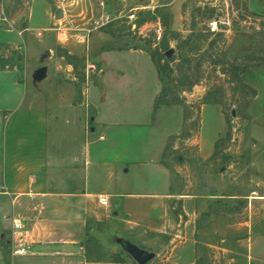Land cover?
I'll return each mask as SVG.
<instances>
[{"label": "crops", "instance_id": "0c3cea01", "mask_svg": "<svg viewBox=\"0 0 264 264\" xmlns=\"http://www.w3.org/2000/svg\"><path fill=\"white\" fill-rule=\"evenodd\" d=\"M176 1L171 3L177 26L183 4L189 0L179 2L178 16ZM14 2L0 0V11L14 24V29L0 28V192L37 203H60L61 216L70 215V224L61 221L65 227H60L69 228L71 235L78 229L91 233V226L96 230L102 225L126 248H159L158 264H264V200L252 199L259 191L264 194V150L248 153L250 163L245 169L250 174L247 193L251 196L218 193L214 185L203 188L196 179L182 181L178 175L184 165L173 171L163 163L169 138L180 133L182 123L171 127L168 123V127L163 118L183 108L154 110L163 84L150 54L139 49L102 51L100 79L96 85L89 82L87 97L80 104L85 106L83 119L60 113L54 106H73L77 96L74 80L58 83L55 78L63 73L65 56L52 55L49 62L56 66L46 69L44 80L39 79H51L46 88L52 94L45 101L35 83L27 80V71L16 65L25 61V37L30 35L33 45L34 36L21 22L23 8L11 15ZM38 3L28 7L35 22L41 15ZM78 42L82 41L73 38L64 46L69 57L78 55ZM209 108L213 109L212 130L205 133L201 128L200 137L185 143L197 145V155L214 169L220 161V154L213 157L225 118L218 105H203V129ZM85 117L90 120L89 131L72 136L74 129H82ZM263 130L252 131V137L264 140ZM57 172L70 178L55 184ZM207 181L213 183V177ZM101 198L107 199L106 205Z\"/></svg>", "mask_w": 264, "mask_h": 264}, {"label": "rangeland", "instance_id": "374dc122", "mask_svg": "<svg viewBox=\"0 0 264 264\" xmlns=\"http://www.w3.org/2000/svg\"><path fill=\"white\" fill-rule=\"evenodd\" d=\"M26 1L15 0L10 6L11 15L19 12L21 8L24 9L21 22H26L30 34L34 36L33 45L30 35L25 37L24 46L31 47H25V61L16 65L20 71H27V80L35 83L40 98L47 101L52 93L46 88L51 79L43 81L45 77H39V69L55 67V63L49 62L51 56L63 55V73L55 78L58 83L74 80L77 96L73 106L59 104L54 108L60 113L83 119L85 106L80 104H83L87 97L89 82L96 85L100 79L99 55L102 51L139 49L151 55L154 50H162L169 45L175 58L190 59V74L193 80H200L192 94H183L188 103L193 104L195 108L210 92V99L214 98L221 103L217 105L225 118V130L218 139L222 140L218 148L220 161L215 163L214 169H210V161H204L197 155V145L183 143L179 144V150H185L181 165L186 168L183 167V171L177 175L185 183L196 179L203 188L206 184L214 185L218 193L243 195L248 192L250 174L245 169V165L250 163L248 153L250 150H264V140L258 142L251 135L252 131L261 132L264 128V66L254 67V63H249L250 69L241 75L242 83L257 92V96L251 99L246 89L238 83L231 84L227 75L221 72V67L215 68L213 63L221 61L222 66L226 67L228 61H234L236 58L264 57V0H198L182 14L181 22L177 26L171 3L173 0H77L79 3L62 19H57L56 0H28V4ZM38 1L41 15L35 22L30 17L28 7ZM180 1L177 0L174 7L177 16ZM197 7L202 10L196 11ZM42 21L45 23L42 24ZM214 21H218L219 31L213 35L209 24ZM66 30H69V34L64 33ZM218 33H224V37L212 48L211 42L216 39ZM73 38H81L82 42L77 43L78 55L69 57L68 49L64 46ZM170 56L167 55L168 58ZM199 66L200 71L197 73ZM67 67H70L69 70ZM22 77L26 79L24 73ZM179 78L175 76L177 83ZM233 88L238 93L237 98L232 95ZM246 102H249L248 107L242 111ZM74 110L77 112L74 113ZM211 110L213 109L209 108L204 114L205 129L200 114L198 137L202 131L206 133L215 125L210 118ZM89 115L91 114L88 113V117ZM164 117L163 123L166 126L171 123V127L179 121L183 126L182 110L180 113L171 114V117L167 114ZM90 126L89 118L85 117L82 129H74L71 135L78 137L81 132H88ZM230 166L232 168L229 169ZM223 167H226V170H223ZM57 173L59 181L55 180V184L61 185L65 176L62 172ZM211 176L213 183H207ZM69 178L70 176H66L65 179ZM256 195L252 196L253 200H264L261 191ZM61 212L60 203H37L26 200V197L16 198L12 192L1 190L0 264H115L118 256L123 260L120 264H139L129 254L125 245L116 243L117 236L109 235V231L102 225H97L96 230L95 226H91V233L78 229L77 234L71 235L69 228L60 227H65L61 221L70 224V215L67 212L62 217ZM14 219H19L23 224L20 232L16 233L13 229ZM18 238L25 240L29 246L28 255H14ZM139 245L144 247L143 244ZM146 247L147 252H161L159 248L153 249L149 245ZM157 254L148 264H158Z\"/></svg>", "mask_w": 264, "mask_h": 264}, {"label": "trees", "instance_id": "16d2710c", "mask_svg": "<svg viewBox=\"0 0 264 264\" xmlns=\"http://www.w3.org/2000/svg\"><path fill=\"white\" fill-rule=\"evenodd\" d=\"M197 1L189 0L183 4L182 7V14H185L187 8L195 4ZM208 9V8H206ZM196 11H201V7H197ZM213 35L215 33H212ZM211 34V35H212ZM177 35V33H174ZM224 37V33L216 34V39L212 40L211 47L214 48L215 45L219 42L218 40H222ZM169 51H173L170 49L169 45L163 48L154 50V53L151 54V59L154 62L155 66L157 67L159 78L163 84V88L159 96L155 100L154 110H158L162 106H173L179 105L183 107L184 112V121L183 126L179 134L175 136H171L169 138L163 163L170 168L171 170L175 171V167L181 165V161L183 158V154H180L179 144L183 145L185 141L197 136L200 128V121H201V109L203 105H220L221 103L216 99H210L211 93L208 92L205 97L200 100V102L195 106L193 104H189L183 94L188 93L192 94L193 89L195 86L199 85L200 80H193V76L190 74L192 70L191 61L189 58H175L174 51L172 55L168 58L167 53ZM172 63H175L172 65ZM254 63V67H259L261 65L264 66V57L261 56H251V57H244V58H236L234 61H228L226 67L222 66V62L218 61L213 63L214 67H221V72L224 75H227L231 84L234 83L240 84L244 89H246L253 99L257 96V92L255 89L250 88L249 86L242 83L241 75L246 74L250 69V64ZM200 71V66L197 68V73ZM175 76L180 77L179 83L175 79ZM210 91V90H209ZM232 95L236 98L238 97V93L235 88L232 89ZM249 102H246L243 107L242 111H244L248 107ZM222 140L217 141L215 146V154L213 159H215L219 153V144ZM212 161V159H211ZM172 162V163H171ZM122 259L118 256L116 258V263H122Z\"/></svg>", "mask_w": 264, "mask_h": 264}, {"label": "built area", "instance_id": "2783aa9c", "mask_svg": "<svg viewBox=\"0 0 264 264\" xmlns=\"http://www.w3.org/2000/svg\"><path fill=\"white\" fill-rule=\"evenodd\" d=\"M78 3L79 2L77 0H56V13L58 11H63L64 17H65L69 13V11L72 8H74L75 5H77ZM13 27H14V24L12 23L11 19L6 15L5 12L0 11V28L14 29ZM209 27H210L211 33H216L217 31H219L218 21L211 22L209 24ZM23 33H24L23 31H19L20 35H23ZM80 39L81 38H79V40ZM100 202L101 204L106 205L107 199L101 198ZM22 228H23L22 222L19 219H14L13 229L16 231V233L20 232ZM28 253H29V246H27L25 240L18 238V240H16V249L14 251V255L17 257H23V256L28 255Z\"/></svg>", "mask_w": 264, "mask_h": 264}, {"label": "water", "instance_id": "95a60500", "mask_svg": "<svg viewBox=\"0 0 264 264\" xmlns=\"http://www.w3.org/2000/svg\"><path fill=\"white\" fill-rule=\"evenodd\" d=\"M64 17V13L63 11H58L57 12V19H62ZM173 53V51H169L167 53L168 56H170ZM46 73V68H41L38 71V75L39 77H44ZM127 250L129 252V254H131L133 256V258L139 263V264H147L149 263L151 260H153L155 258V254L154 253H148L146 251L140 250L136 247H133L131 245L127 246Z\"/></svg>", "mask_w": 264, "mask_h": 264}]
</instances>
